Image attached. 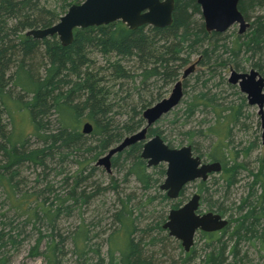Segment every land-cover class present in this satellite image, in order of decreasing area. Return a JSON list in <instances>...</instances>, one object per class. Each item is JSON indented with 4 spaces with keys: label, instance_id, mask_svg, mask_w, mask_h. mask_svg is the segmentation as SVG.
<instances>
[{
    "label": "rangeland",
    "instance_id": "rangeland-1",
    "mask_svg": "<svg viewBox=\"0 0 264 264\" xmlns=\"http://www.w3.org/2000/svg\"><path fill=\"white\" fill-rule=\"evenodd\" d=\"M6 1L10 0H0V29L3 27L2 29L6 31L15 28L17 30L15 34L12 32L9 35L15 39L23 30L25 34L28 28L18 31L21 28L17 26L18 21L7 18L3 12ZM35 1L41 20L46 23L43 24L45 26L36 28H43L52 25V21H57L67 11L69 5L79 4L83 0ZM194 3L197 8L187 7L191 14L189 28L191 41L178 40L171 34L172 32L153 33L151 29L157 27L144 25L138 28V34L135 36L146 39V46L139 50L140 53L124 51L109 41L113 35L106 37L104 29L110 23L73 29L72 41L67 46H71L75 38L79 42L76 46L79 47L76 50L78 70L75 72L79 71L80 77L76 73L74 76L73 73L68 86L63 84L56 88L55 93H60L61 99L67 102L77 97L87 99L89 95L87 87L83 91V96L74 93L68 97L64 93L76 80L86 82L89 76L85 72L88 70L95 81L93 84L95 101L103 105L102 118L110 127L106 126L108 129L101 135L91 134L92 129L88 133H82L83 137L76 144L78 146H73L71 147L73 149L69 150L60 146L62 139L56 144L58 147L55 148L58 149H54V146H51L52 140L28 138L27 149L45 147L47 153L50 152L48 149L50 146L52 149L51 153L44 157L43 163L24 162L14 173L13 180L18 184L17 195L22 192L38 194L27 207L30 212L29 218L27 214H20L11 206L7 194L0 187V264H46L40 253L45 249L51 231L56 241L59 239L58 236L65 239L56 264H94L96 261L100 264H119L117 258L113 263L109 262L105 240L107 234L117 225L112 215L125 199H128L132 207L135 205L132 209L138 227L147 228L161 221L160 227H150L149 232L136 236L140 239V247L146 255L156 264L180 262L184 257L180 250V241L169 236L168 231L163 228L170 209L178 207L179 203L182 205L193 193L201 195L199 205L201 212L209 211V208L215 209L222 201L221 206L228 209L231 203L239 205L243 202L242 199L248 197L260 158L264 156L259 114L261 109L264 117V101L261 107L257 103L250 104L247 94L240 88V79L233 83L230 78L232 72L244 74L251 70L264 78L263 31L258 34L259 48L255 49L251 45L254 37L252 34L259 27L258 22L264 23V0H239L238 10L245 23L244 27L235 22L222 31L207 30L201 7L197 0H194ZM175 7L176 2L171 22L158 28L159 30L167 29L174 24ZM115 22L117 21L111 23ZM120 23L129 29L124 23ZM177 31V35H181L184 29L179 26ZM199 32L200 34L195 36ZM35 40L38 42L40 55L36 53L35 58L29 63L31 62L33 72L41 76L45 73V67L50 66L49 56L45 55L44 49L56 42L61 47L67 46H62L55 37ZM153 67L154 69H151ZM190 67L192 69L189 70ZM13 71L14 66L10 63L5 71V80L0 83L3 82L5 89L14 97L27 99L30 95H25L12 86L13 80L10 75ZM154 71L157 72V76L152 74ZM171 72L175 74L166 78L165 74ZM177 81L181 82V96L177 103L148 124L147 118L143 116L144 110L169 97L173 84ZM261 93L264 94V86ZM52 106L44 116L46 122L43 128L53 135L61 133L65 136L66 134L60 130ZM2 108L0 104L1 123L6 124L5 128H8V119ZM85 112L86 109L82 110V113ZM225 124L228 125V136L223 140L221 149L223 147L222 162L228 171L226 174L228 178L223 177V171H211L207 173L208 178L201 189L198 180L188 182L180 197L170 199L166 196V191L160 189L165 179L164 162L148 166L147 160L140 156L144 162V166L140 165L142 167L140 174L147 176L145 181L138 177L139 172H135L129 166L134 156L140 155L145 142L156 135L169 148L189 146L192 156L197 157L199 162L212 160L213 163L216 161L212 159V156L216 155L213 154L214 145L219 140L217 130L223 129ZM144 128L146 130L143 139L112 154L109 158V171L103 164H98L100 158L119 146L126 137ZM103 137L107 138L104 144L100 142ZM54 138L55 136L52 139ZM117 156L118 166H113V159ZM5 164L6 158L0 151V167ZM7 171L11 170L2 172ZM72 188L75 189L73 193ZM253 190L258 195L259 185H255ZM47 207L53 209L56 207L58 210L57 215L52 218L53 228L46 216ZM247 209L245 205L242 213L244 214ZM230 212L231 210H227L224 215V219H228L230 223L228 232L223 236L224 240L231 238L229 233L238 217L237 212ZM82 223L87 226L89 232L88 251L78 255L71 245L70 236ZM237 237L228 240L223 264L234 262L264 264V231L238 240V244H235ZM10 239L15 241L12 243ZM195 244L197 246L194 249L198 253L200 251L197 249L204 244V240L200 239L198 234L195 235L193 246ZM233 246L235 252L231 254Z\"/></svg>",
    "mask_w": 264,
    "mask_h": 264
},
{
    "label": "trees",
    "instance_id": "trees-1",
    "mask_svg": "<svg viewBox=\"0 0 264 264\" xmlns=\"http://www.w3.org/2000/svg\"><path fill=\"white\" fill-rule=\"evenodd\" d=\"M175 2L176 7L174 13L176 20L174 24L167 29L159 30L158 28H152L151 30L153 33L159 31L161 34L172 32L171 34H174L178 40L185 42L191 41V34L189 31L191 14L187 11V7L197 8V5L194 3V0H175ZM38 9L37 1L35 0H10L6 1L3 12L7 15V18H13L15 21H18L17 26H19V28L21 27L18 31H20L23 29L26 30L27 28V30H29V28L42 27L43 24H46L44 20H41ZM54 22L52 21V24ZM257 25L259 27H257V31L252 34L254 37L251 42V45H253L255 49L259 48V33L261 31L264 33V23L259 21ZM179 26H182L184 29L183 33H180L181 35H177ZM2 28L0 29V81H3L5 71L11 63L14 66L13 74L10 75V78L12 77L13 80L12 86L18 88L25 95L30 96L27 99L14 97L9 90L5 89L3 82L0 83V104L8 119V128H5L6 124L1 123L0 119V151L7 161V164L0 167V187L7 194L11 206L20 214H27L29 218L30 212L27 207L37 198L38 194L35 192H22L20 195H17L16 190L18 184L13 180L16 168L24 162L38 161L43 163L46 154L51 153V146L53 145L54 149H58L55 147H58L56 144H58L61 139L62 142H60V146H63L65 150L73 149L71 148L73 146L77 147L78 145L76 144H78V140L83 137L81 128L85 122L91 123V134L95 136L101 135V133L110 126L107 121H104V118H102L101 111L103 110V105L95 101V92H93V84L95 81L94 78L89 75L88 70L85 72V74L89 76L86 78V82L80 79L76 80L64 93V95L68 97L72 96L74 93L78 94V96L79 94L83 96V91L87 87V92L89 93L87 99L84 100V98L81 99L77 97L67 102L61 99L60 93H55L56 88H60L63 84L68 86L69 79L73 73L74 76L76 73L77 76L80 77V72H75L78 70V65H76V50L79 48L76 47L77 44H79L76 38L71 46L61 47L57 44L58 42H56L52 43L51 47L48 46L44 49L45 55L49 56L50 66L47 68L45 67L44 75L40 76L38 73L36 74L33 72L30 67L31 62L29 63L30 60L35 58L36 53L40 55L37 46L38 42L31 36L25 35L23 33L24 30L21 34L17 35L15 39H12L9 35L12 34V32L15 34L17 30L12 28L6 29L5 31ZM104 30L106 37H109L110 34L114 36H112L109 41L113 42L117 48L124 51H135L140 53L139 50H143L146 46V39L135 37L138 34V29L129 31V29L124 27L123 24L121 25L119 21L110 23ZM112 30L115 31L112 32ZM197 34H200V32L196 33L195 36ZM141 37L146 36L141 35ZM250 48L249 46V49ZM173 49L175 50L176 48L173 47ZM151 69H154V67ZM152 74L156 75L157 72L155 73L154 71ZM174 74L175 73L171 72L165 75L166 78H169V76H173ZM50 106L54 108L60 124V130L62 133L66 134L65 136L61 133L53 135L50 131L43 128L46 122L44 116L48 112ZM84 109H86V112L82 113ZM217 135L219 136V140L214 145L213 154L216 155H213V157L219 158L220 155H222L220 157L222 159L223 147L221 149V146L223 140L228 136V125L225 124L223 129H218ZM54 136L55 138L52 139ZM30 137H36L42 141L45 139H47V141L52 140L51 146L48 148L50 152L47 153L45 147L27 149L26 144ZM106 139L107 138L103 137L100 139V142L104 144V142L107 141ZM118 156L113 159V166H118ZM260 159L258 171L254 174V179L248 191V197L242 199L243 202H240L239 205H236L234 202L231 203V205H229L231 207L228 209L221 206L223 201L213 209L222 215H224L227 210H231L232 213L237 212L238 217L235 219L233 229L229 233L231 238L238 236L237 241L234 242L235 244H238V240L244 239L245 237L249 238L252 235L255 236L264 231V156ZM130 163L129 166L131 169L135 172H139L138 177H142L143 181H145L144 179L147 176H142V174H140L142 171L140 165L144 166V162L140 158V155L134 156L133 161ZM80 165H84V163H80ZM239 165L241 164L239 163ZM232 167H234V165ZM9 169L11 171L2 172L3 170L6 171ZM227 172L228 171L225 169L223 173L224 178H228L226 175ZM76 183L77 182H75V184ZM255 185H259L260 188V193L258 195L253 190ZM71 191L73 193L75 189L72 188ZM250 196H255V198H251ZM244 200L246 203L249 201H251V203H249V207L247 205L248 209L243 214L242 210L246 205ZM133 207L135 208V205H133ZM133 207L128 199L122 200L119 208L112 215L117 225L107 234L105 240L109 262L113 263L117 258L119 264H156L153 263V260H151L140 247V239H137L136 236L149 232L150 227H160L161 221L152 226L150 225V227L140 228L136 224L133 215ZM46 209L49 225L53 228L54 222L52 218L54 219L58 210L56 207L54 209L47 207ZM228 228L222 232L221 236L215 232L204 233L200 236V239L204 240V244L201 248H196L200 251L198 253H196L194 249L197 246L196 244L187 252L184 251L180 245V250L183 252L184 257L180 262L170 261L168 264H190L191 262H193V264H223L226 259V244L228 240L231 239H223V236L228 232ZM52 233L51 231L45 249L40 253L46 260V264L57 263L58 255L62 252L65 240L64 237L58 236L59 239L56 241L55 235ZM88 234L87 226L82 223L70 236L71 245L78 255H82L86 250L88 251ZM14 241L15 240L11 242L13 243ZM37 243H39V239ZM234 252L235 246H233L231 254ZM195 261H198V263ZM94 264L100 263L96 261Z\"/></svg>",
    "mask_w": 264,
    "mask_h": 264
},
{
    "label": "water",
    "instance_id": "water-1",
    "mask_svg": "<svg viewBox=\"0 0 264 264\" xmlns=\"http://www.w3.org/2000/svg\"><path fill=\"white\" fill-rule=\"evenodd\" d=\"M238 2L239 0H197L201 7L206 29L222 31L235 22H239L243 28L245 23L238 10ZM172 10V0H83L79 4L69 5L67 11L52 25L29 29L25 35L34 39L55 35L62 46H67L72 41L73 29L76 27L86 28L120 21L133 30L144 25L161 28L171 22ZM237 79H240V88L247 94L249 103H257L261 107L264 101V94L261 93L264 78L254 70L244 74L232 72L230 81L235 83ZM180 96L181 82L177 81L169 97L159 100L144 110L143 116L147 118L148 124L167 112L177 103ZM259 114L262 128L261 142L264 144V117L261 109ZM91 129V123L85 122L81 132L88 133ZM145 130L144 128L142 131L126 137L119 146L100 158L98 164H103L109 171V158L112 154L143 139ZM140 156L147 160L148 166L160 162L166 164L165 179L160 188L166 191V196L170 199L178 196L185 183L197 178H205L208 172L219 169L217 162L200 165L199 159L192 156L189 146L178 149L169 148L157 135L145 142ZM199 202V194H193L181 206L170 209L167 220L163 224V228L168 230L169 236L179 240L185 251L192 245L193 236L197 230L216 231L227 223V220L217 213L211 211L198 213Z\"/></svg>",
    "mask_w": 264,
    "mask_h": 264
},
{
    "label": "flooded vegetation",
    "instance_id": "flooded-vegetation-1",
    "mask_svg": "<svg viewBox=\"0 0 264 264\" xmlns=\"http://www.w3.org/2000/svg\"><path fill=\"white\" fill-rule=\"evenodd\" d=\"M174 3H175V0H172V4H173V9H174ZM239 4V3H238ZM173 11V10H172ZM56 22V21H55ZM54 22V23H55ZM52 37H55V38H57L55 35L54 36H52ZM34 39V38H33ZM35 40V39H34ZM192 69V68H191ZM263 144V143H262ZM264 145V144H263ZM213 157V156H212ZM213 160H216L215 162H217V163H219V169L217 170L218 172H221V171H223L222 173H224L225 172V165L223 164V160L219 157V158H216V157H213L212 158ZM212 162V160L211 161H209V162H205V163H203V162H201L200 161V165H202V164H210ZM214 163V162H213ZM209 173V172H208ZM207 178H208V174H207V176L205 177V178H197V179H194V180H192V181H195V180H198L199 181V183H200V185L201 186H199V188L201 189L202 188V186L205 184V182H206V180H207ZM192 181H189V182H192ZM188 184V182L187 183H185L183 186H182V188L180 189V191H179V194H178V196L176 197V198H174V199H177L178 197H180L181 195H182V193H183V190L185 189V187H186V185ZM161 189V188H160ZM162 190H164V189H162ZM193 194H195V193H193ZM192 194V195H193ZM198 194V193H197ZM200 194H199V200H200ZM248 202V201H247ZM185 203V202H184ZM183 203V204H184ZM249 203H251L250 201L248 202V203H246V207H247V205L249 206ZM199 205H200V202H199ZM178 206V205H177ZM179 206H181V204L179 203ZM178 206V207H179ZM177 208V207H176ZM200 209V208H199ZM209 211H211V212H213V213H217V214H219L222 218H224V215H222V214H220V213H218L217 211H215V210H213V209H211V208H209ZM206 212H208V211H206ZM198 213H205V212H201V210H198ZM227 219V218H226ZM229 225H230V223H229V220L227 219V223H226V225L223 227V228H221V229H219V230H216V231H211V232H205V231H202V230H197L196 232H195V234H194V236H193V242H192V245L189 247V249L187 250V251H190V248L191 247H193V244H194V238H195V235L196 234H198L199 235V237L200 236H202L204 233H213V232H215L216 234H218V235H220L221 236V234H222V232L226 229V228H228L229 227ZM167 230V229H166ZM168 231V230H167ZM181 245V244H180ZM185 251V250H184ZM186 251V252H187Z\"/></svg>",
    "mask_w": 264,
    "mask_h": 264
},
{
    "label": "bare ground",
    "instance_id": "bare-ground-1",
    "mask_svg": "<svg viewBox=\"0 0 264 264\" xmlns=\"http://www.w3.org/2000/svg\"><path fill=\"white\" fill-rule=\"evenodd\" d=\"M174 85V84H173ZM147 109V108H146Z\"/></svg>",
    "mask_w": 264,
    "mask_h": 264
}]
</instances>
